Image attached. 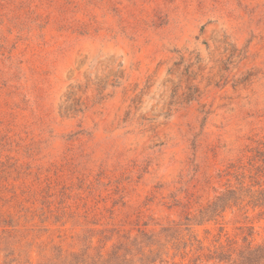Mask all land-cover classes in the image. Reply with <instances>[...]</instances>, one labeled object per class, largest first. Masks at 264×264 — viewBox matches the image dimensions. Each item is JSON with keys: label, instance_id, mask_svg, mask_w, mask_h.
Segmentation results:
<instances>
[{"label": "rangeland", "instance_id": "obj_1", "mask_svg": "<svg viewBox=\"0 0 264 264\" xmlns=\"http://www.w3.org/2000/svg\"><path fill=\"white\" fill-rule=\"evenodd\" d=\"M263 151L264 0H0V264H245Z\"/></svg>", "mask_w": 264, "mask_h": 264}, {"label": "trees", "instance_id": "obj_2", "mask_svg": "<svg viewBox=\"0 0 264 264\" xmlns=\"http://www.w3.org/2000/svg\"><path fill=\"white\" fill-rule=\"evenodd\" d=\"M240 189L241 190L243 189L246 192L251 191L249 188H244V185H242ZM235 193H236L235 189H228L223 194L218 195L216 197V200L212 204H210L208 208L201 211L202 214H204L205 212H209V211H212V212H214L215 210L217 211L220 208V202L222 203L225 202V204L221 205V207H225L229 200H231L232 198H235L234 197ZM254 200L256 201V205L257 204L264 205V190H260L259 194L256 197L254 196ZM242 256H243V260L245 264H257V263L264 262V244L253 247V248L252 247L246 248Z\"/></svg>", "mask_w": 264, "mask_h": 264}]
</instances>
